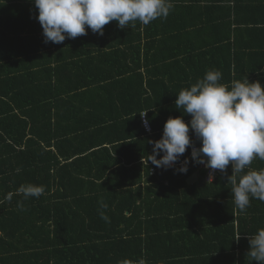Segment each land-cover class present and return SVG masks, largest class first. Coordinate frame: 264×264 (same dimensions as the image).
<instances>
[{
  "label": "trees",
  "instance_id": "obj_1",
  "mask_svg": "<svg viewBox=\"0 0 264 264\" xmlns=\"http://www.w3.org/2000/svg\"><path fill=\"white\" fill-rule=\"evenodd\" d=\"M169 2L168 16L148 25L112 21L103 35L88 29L55 44L44 42L32 0H0V264H249L264 202L235 207L231 164L199 187L187 182L199 169L191 160L186 174L141 160L169 117L190 121L176 95L207 71L264 86V0ZM217 30L225 34L197 42ZM26 184L45 191L25 200ZM208 192L225 198L210 216L197 203ZM177 229L204 244L213 233L227 251L207 246L169 262L154 241Z\"/></svg>",
  "mask_w": 264,
  "mask_h": 264
},
{
  "label": "clouds",
  "instance_id": "obj_2",
  "mask_svg": "<svg viewBox=\"0 0 264 264\" xmlns=\"http://www.w3.org/2000/svg\"><path fill=\"white\" fill-rule=\"evenodd\" d=\"M32 3L38 10L36 19L42 27L44 42L55 44L86 35L88 29L103 35L104 26L112 21L122 30L135 26L137 21L148 25L166 18L171 9L169 0H32ZM221 80L219 70H209L176 95L175 107L190 115V121L186 123L183 116L169 117L161 139L149 141L152 153L142 157L141 162L148 165L151 161L165 170L174 168L191 147V162L209 169L211 181L217 170L226 175L231 164L232 174L227 180L232 185L235 207L243 213L251 199L264 202V169H250L253 160L264 161V86L248 78L233 80L230 85L220 83ZM145 116L146 113L141 117ZM143 122L146 130H150L148 120ZM190 131L200 147L194 146ZM188 164L189 159L185 158L176 171L186 174ZM44 191L42 185L26 184L19 187L17 194L26 200L39 198ZM101 218L108 219L103 213ZM248 243L249 264L252 261L264 264V228L249 235Z\"/></svg>",
  "mask_w": 264,
  "mask_h": 264
},
{
  "label": "crops",
  "instance_id": "obj_3",
  "mask_svg": "<svg viewBox=\"0 0 264 264\" xmlns=\"http://www.w3.org/2000/svg\"><path fill=\"white\" fill-rule=\"evenodd\" d=\"M247 15L250 16V17H253L254 12L247 10ZM224 34H225L224 30L223 31H218L217 30L215 32H208V33L203 32L197 38V42L199 44L200 43L204 44L206 40L207 41H214L215 39H217L218 36H221V35L223 36ZM251 165H253V166H250L251 170H260V167L264 166V161H261L259 159H255V160H253ZM257 168H259V169H257ZM195 173L198 174L199 177H203L204 181L203 182L202 181H197V182L188 183V184H190V185L196 184L199 187H202L204 185L213 183L215 181V179H216V177H215L212 181L211 180L208 181L205 178L204 170H201L200 168L198 170L194 171L192 173V175H194ZM208 193H209V195H205V194L203 195L204 198L202 200L201 199L197 200V203L199 202L198 204L200 205L199 206L200 207V211L204 212V214H206V216L212 215L211 212H215L213 214H216V203L218 202V200L220 202H222V200L225 199V198H223L221 196L213 195L210 192H208ZM226 198H228V196ZM201 203H203V204H201ZM210 205L212 206L213 210L210 208ZM199 213H201V212H199ZM202 220H203V217H202ZM212 228H215V227H212ZM195 230H199V228L195 229ZM195 233L196 232L194 231V229L189 230V234L191 236L195 237ZM159 238L160 239L157 238L154 241V245H157L158 247L157 248H156V246H154V247H155V249L157 251H159L160 253H162V255H164L163 259H165V260H167L169 262H172L174 259L178 260V262H181V260H183V259H180V258H182V256L184 255L183 253L185 251H187V250H189L190 252L194 251V250L195 251H200V249H202V248H205L207 246H212V247L216 248V249L214 248L215 249L214 254H216V256H218L221 252L227 251V248H228V243L220 244V243H217V241L214 243V241H212V239H215L216 237L213 236V233L208 235L206 237V239L204 237L202 238V239H205V240H208V241L210 239V241L206 242L205 244L202 243L200 241V239H197V238H196L197 240H190L189 235L185 236L184 234L181 233V231L179 229L175 230L173 235L170 237L171 240L168 239L167 237H162V238L159 237ZM217 239H218V237H217ZM168 241H170V243H168ZM162 242H163V244L160 245V243H162ZM198 258H200V257H198Z\"/></svg>",
  "mask_w": 264,
  "mask_h": 264
},
{
  "label": "built area",
  "instance_id": "obj_4",
  "mask_svg": "<svg viewBox=\"0 0 264 264\" xmlns=\"http://www.w3.org/2000/svg\"><path fill=\"white\" fill-rule=\"evenodd\" d=\"M145 113H146V116L143 117V118L141 117V118H142V126H143V128H144L146 134H152V133H153V128H152V124L150 123V121H149V119H148L147 112H143L141 116H143ZM144 119H147V120H148V125H149L150 130H146V128H145V124H144V122H143ZM192 139H193V141H194V146H195V147H200V142H199L198 140H196L195 136H193ZM191 151H192V148L189 147V153H188V156H187V158H188L189 160H191ZM183 162H184V160H182L181 162H177L176 165H175V167L179 168V167L183 164ZM199 168H200L201 170H204V172H205V178L208 180V178H209V171H210V170L207 169L203 164H199ZM154 171H155V168H152V169H151V173H153ZM219 173H220V171L217 170L216 173H215V175H214V177H213V179H214ZM213 179H212V180H213ZM208 181H210V180H208Z\"/></svg>",
  "mask_w": 264,
  "mask_h": 264
},
{
  "label": "water",
  "instance_id": "obj_5",
  "mask_svg": "<svg viewBox=\"0 0 264 264\" xmlns=\"http://www.w3.org/2000/svg\"><path fill=\"white\" fill-rule=\"evenodd\" d=\"M197 181H204V178L203 177H199L198 174H194L192 175L191 177L188 178V183H193V182H197Z\"/></svg>",
  "mask_w": 264,
  "mask_h": 264
}]
</instances>
